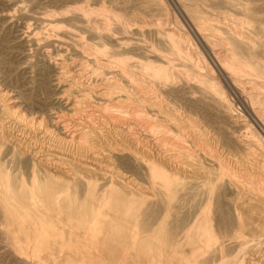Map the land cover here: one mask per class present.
Returning a JSON list of instances; mask_svg holds the SVG:
<instances>
[{
    "label": "bare ground",
    "instance_id": "obj_1",
    "mask_svg": "<svg viewBox=\"0 0 264 264\" xmlns=\"http://www.w3.org/2000/svg\"><path fill=\"white\" fill-rule=\"evenodd\" d=\"M148 1L164 11L189 12L181 0ZM233 2L215 8L225 14ZM76 8L67 27L49 20L44 37L70 36L80 56L72 64L68 58L54 62V84L62 88L57 100L65 110L36 109L18 88L0 81V258L12 264H264V153L248 150L231 166L235 139L212 134L204 117L193 118L202 97L231 110L223 88L236 93L239 75L250 85L238 103L264 138V62L233 49L234 43L261 44L238 41L233 35L239 30L221 39L209 27L201 32L189 13L173 14L176 30L158 26L161 39L149 46L160 61L148 58L135 73L125 57L130 51L108 21ZM239 12L250 18L255 7ZM192 40L208 63L192 53ZM167 50L183 61L185 70L176 76L166 66ZM88 73L98 76L91 81L98 90L85 85ZM174 77L182 82L177 93L170 90ZM137 126L155 137L153 147L146 144L150 149L136 136ZM189 135L200 148L188 144Z\"/></svg>",
    "mask_w": 264,
    "mask_h": 264
},
{
    "label": "rangeland",
    "instance_id": "obj_2",
    "mask_svg": "<svg viewBox=\"0 0 264 264\" xmlns=\"http://www.w3.org/2000/svg\"><path fill=\"white\" fill-rule=\"evenodd\" d=\"M143 1L144 0L142 1L141 0H138V1L137 0L135 1L134 0H0V58L3 60L5 59L4 63L1 66L2 72L4 73H0L1 74L0 75L1 84L4 83L2 86L6 87L7 85H9V86L14 87L15 89L18 88L17 89L18 93L23 95L26 98H29V100L31 101V103L36 109L42 106L46 107L48 105H51L53 108L57 110L59 108L65 110V108L62 105H60L57 100V97L61 93L62 88H58L57 90V87L55 86L56 84H54L56 83L55 71H59V68L55 67L54 62L56 60L59 61V60H63L64 58L65 59L68 58V63L72 64L73 62H80L79 60L80 56L74 53L72 40L69 39L71 38L70 36L63 37L61 39L60 38L58 39L52 36L51 40L48 38H44V37H46L47 34H50L48 33V29H46L47 28L46 25L48 24L49 20L54 18L56 20L55 23H57L58 26L67 27L68 25L67 19H69V17L75 14V9H77L76 7L85 8L90 12V15H96L95 18L101 24L103 22L108 21L107 23L110 24L111 29L115 32V36L117 38H120L121 42H125V46L123 47H126L125 49L130 51L129 53H127L125 57H127L128 61H130L131 63L133 62L134 64L132 67L133 72L137 73V71H139V64L142 65L144 61H147L148 58L158 59L155 53L152 54L151 52H149L151 51V49L149 48L150 44H152V42H157L159 39H161L160 34L154 33L155 31H157L156 28H158V26L159 28H163V27L173 28L172 26L173 22L171 23L173 14L177 19H180V16L182 15L181 13H183L176 9H172V11L170 10L164 11L162 10L163 6L161 5H158L155 3L151 4L149 3L148 0L146 1V3ZM181 1L186 6V9L189 10L188 13H189V16L192 18V20L201 27V30L203 28L201 32L206 31V27H209L210 29L209 32H211L212 34L214 33L215 36L219 35L218 37H221L222 39L227 36H231L232 33L234 34V31L239 30L240 34L238 36H236L235 34L233 35V37L235 38L239 37L238 41L249 42L248 40H250V43L248 44H252L251 41H253L254 44L255 42H257V44L258 45L261 44V46L258 47L256 44L255 46L252 44L253 49H251L247 46H244L245 44L236 45V43H234V40H233V43H234L233 49L237 51L238 50L243 51L244 56L246 55L252 56L250 55V53L253 52L252 58L258 57L259 61L264 62V21H263L264 20V0H250V1L233 0L234 2L231 5L232 7L231 11L229 10L225 14L222 13L221 10L215 8V6L217 5H222L223 0H181ZM145 4L146 5L148 4L147 5L148 7ZM248 6L255 7V13H253L252 17L250 18L246 14L239 12V10L242 11L245 7H248ZM105 7L106 9L108 8L107 10H109L110 13L107 10H105ZM90 10L93 12H91ZM139 11H141V13ZM115 13L121 16L119 15L115 16ZM188 13L186 14L183 13V14L188 16ZM122 14L124 15L126 14V16L123 17ZM146 14H147V17H145ZM233 16H234V19H233ZM124 18L126 19L124 20ZM200 18H202V20ZM239 18L242 20H239ZM146 19L148 21H146ZM132 22L135 27L133 26ZM158 22H161V23L158 24ZM227 22L229 23V25L227 24ZM126 23H129L128 32H123L122 27ZM150 23L151 25H149ZM155 23L156 25L157 24L158 25L156 26ZM222 23L227 25L228 28ZM136 24H138L139 26ZM84 25L87 26L86 23H84ZM140 26L141 28H139ZM142 26H144L145 28ZM182 29L186 31V27L184 25L182 26ZM229 29H232V30H229ZM174 30H176V28ZM34 34L36 35V37L38 36L39 44H35V42L32 41ZM30 35H32V37ZM242 36H245L243 37L244 39L242 38ZM194 42L195 41L192 40V44L188 45L190 49L195 50V51L192 50L193 51L192 53L194 52L195 53L198 52V54L203 53L200 50L197 43H194ZM36 43H37V40H36ZM220 44L222 43L219 42V44L217 45L220 46ZM44 47L48 51H50V58H46L45 60L41 59L43 57V53L46 51ZM164 47L168 49L165 44H164ZM215 48L216 49H214L215 51L213 52L216 55L220 51V49H218L219 48L218 46ZM145 55H148V56H145ZM166 55H167V58L169 59V60L167 59L168 64L166 63V66L174 70L175 76L177 75L178 70H181V69L185 70L183 67V61L178 56H176L174 52L172 53L170 50H167ZM198 56L200 58L202 57L201 59L205 60V62L208 61V59H205L206 57L205 53L199 54ZM203 56L205 57L203 58ZM71 60H73V62ZM158 61L160 60L158 59ZM162 63H165V62H162ZM156 64H159V63H155V65ZM73 68H72V71H74L75 69ZM115 73L119 74V72L117 71ZM2 74L3 75L6 74L7 79H4ZM89 74L90 73L86 74L85 77L82 78L84 80L85 85L86 86L89 85V87L93 86L94 88L92 89H94V91L95 89L98 90L99 86L97 88L96 87L97 84H95L94 82L93 83L91 82L95 79H98V76L97 75L95 76V74H90V75ZM217 78H215V80L217 79L218 82L221 83L222 85V82L219 81L221 79L218 76ZM180 79L181 78L174 77L173 80L171 81L170 90H172L173 93H177L178 90L181 89L182 82ZM234 79H235L234 81H236L234 83L235 86L237 87V89L239 88L238 89L239 91L237 90L236 93L234 92L235 95L237 96H235L233 92H230L226 88L222 87L226 91L225 94L228 95L227 99L229 100V102H231V104L234 103L233 104L234 106L232 105L231 110L226 111L225 108L217 105L215 100L211 101L206 97H202L200 100L202 103L200 102L199 105H196V109H195L197 110L198 114L194 113V117H193L196 120L198 119L197 116L204 117L205 122L203 124H205L204 126L206 129H208L209 131L210 130L212 131V134L213 132H216V131L219 132V134L223 132L224 135H226L227 137L229 135V137L233 140V142L235 139L236 144L234 142V145L232 147V152L234 153V156H231V162H230L231 166L232 165L237 166L241 164L243 161V157H244L242 153L243 152L245 153L248 150H254L255 153H259L261 151L264 153V150H263L264 149V145H263L264 138L256 133V127L252 124L251 120L248 119L249 117L248 116L246 117V113L242 110L243 107L241 106V104H239L240 101L238 100L239 95H243L245 94V92L249 90L248 88L250 84L244 83L243 77L239 75H237V77H234ZM215 80H213L212 82H214ZM217 80L214 82L215 87L220 85L217 82ZM120 83L121 85L123 84L127 87L126 90L128 89V86H127L128 84H126L124 81H121ZM243 83L246 85H244ZM71 89H73L74 92L75 90H77V88L74 89V87H71ZM211 89H208V90L212 93ZM244 90L246 91L244 92ZM234 99L237 101H235ZM125 103L126 102L122 103L124 105L120 103L119 106L122 105L124 108L125 106H127ZM261 107L264 110V100L261 101ZM176 110H178V106H176ZM240 112L242 115L240 114ZM176 115H178L179 118H181V115L179 114V112L178 114L176 113ZM208 115H212V116H208ZM263 117H264V111L262 113V118ZM200 121L202 122V119H200ZM97 123H99V121ZM106 125L107 124H105L104 126ZM242 125L245 127H243ZM99 126L100 125L98 124L97 127ZM144 130L145 129L143 127L137 126L134 129V132L137 131L136 136L139 139L141 138L142 139V140L140 139L141 141H145L143 143V147L145 149H150L149 146L151 145V147H153L152 145L156 143L154 142L155 137L154 136L152 138L151 136L147 137L146 136L147 132ZM251 130L253 131L251 133L252 137L250 136L249 138V136L247 137L246 133H248L249 135V132H251ZM238 133L241 137L238 135ZM243 133H245L246 135ZM171 135L174 136L175 132L174 134H171ZM243 135H245L248 139L247 138L244 139L245 136L242 137ZM189 136H188L189 139L187 138L188 144L193 145L192 147L193 149L196 148L195 145L199 146V144L191 143L192 138L191 136L190 137ZM259 137H261L262 139H260ZM146 138H149V139L145 140ZM146 141L150 143H147ZM146 144L147 145L150 144V145L147 147ZM198 148H200V146ZM237 160H240V161L237 162ZM0 264H12V263L7 262L3 260L2 258H0Z\"/></svg>",
    "mask_w": 264,
    "mask_h": 264
}]
</instances>
